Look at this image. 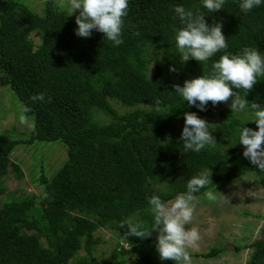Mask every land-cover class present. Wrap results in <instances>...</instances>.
<instances>
[{
	"label": "trees",
	"instance_id": "obj_1",
	"mask_svg": "<svg viewBox=\"0 0 264 264\" xmlns=\"http://www.w3.org/2000/svg\"><path fill=\"white\" fill-rule=\"evenodd\" d=\"M241 2L226 0L223 10L208 13L203 0H128L123 43L114 46L96 30L88 38L77 36L78 14L61 9L59 0H45L42 13L24 0H0V86L15 93L35 127L20 138L0 133V196L7 191L8 174L22 177L9 159L17 145L57 143L66 149V160L50 178L40 164V194H16L1 204L0 264H174L159 259L156 232L143 240L126 239L127 225L121 227L132 220L151 229L152 195L173 200L208 168L212 184L194 196L208 197L222 183L247 174L264 191V171L243 156L239 144L243 126L256 130L254 116L248 115L253 111L233 112L231 100L209 102L200 111L173 88L210 75L225 53L254 48L264 55V0L247 13ZM176 6L202 12L209 25L220 22L228 48L207 63H183L175 43L183 27ZM258 79L245 98L264 108V78ZM39 94L44 100L33 101ZM186 112L211 123L215 147L184 151ZM98 228L119 234L111 253L99 259L93 255L102 242L95 236ZM233 247L252 248L244 264H264V237ZM226 250L215 245L201 256L209 259Z\"/></svg>",
	"mask_w": 264,
	"mask_h": 264
},
{
	"label": "clouds",
	"instance_id": "obj_2",
	"mask_svg": "<svg viewBox=\"0 0 264 264\" xmlns=\"http://www.w3.org/2000/svg\"><path fill=\"white\" fill-rule=\"evenodd\" d=\"M226 0H203V7L208 13L223 10ZM262 0H242L239 7L244 13L260 6ZM61 9L67 8L70 15L78 12L75 17L77 28L75 34L88 38L96 30L111 41L114 46L123 43L122 28L124 17L128 14V0H59ZM183 27L175 35V43L183 63L194 59L198 63H207L216 53L228 48L227 39L222 32V24L216 22L209 25L205 14L196 10H186L183 6L174 9ZM170 71H176L170 67ZM264 78V55L257 49L244 48L242 54L225 53L212 64L210 75L185 80L183 86L174 84L173 88L188 105L206 111L209 102L213 106L231 100L233 112L251 109L254 113L252 121L256 130L243 126L239 130V144L244 148L243 156L257 169L264 171V108L258 103H249L245 98L254 85ZM243 91L244 96L240 95ZM33 101H43L44 95L32 97ZM50 102V98H49ZM25 111H31L25 108ZM211 123L197 116L194 112L184 113V126L180 140L185 152H200L206 146L215 147L217 141L210 131ZM32 131H35L34 125ZM210 169H206L187 182V191L178 194L173 201L165 202L159 196L152 195L148 199L154 213L151 229H145L143 221L126 220L125 238H147L152 232L157 233L156 251L161 261H172L174 264H193L191 252L199 251L202 239L192 224L194 216V194L212 184ZM209 199H214L211 193ZM122 242H120L121 245ZM123 246L128 248V244Z\"/></svg>",
	"mask_w": 264,
	"mask_h": 264
},
{
	"label": "rangeland",
	"instance_id": "obj_3",
	"mask_svg": "<svg viewBox=\"0 0 264 264\" xmlns=\"http://www.w3.org/2000/svg\"><path fill=\"white\" fill-rule=\"evenodd\" d=\"M45 0H24L31 9L43 12ZM67 10V8H64ZM68 11V10H67ZM75 14H78L75 13ZM36 40V39H35ZM173 55L177 54L174 50ZM115 107L122 111L119 105ZM21 102L9 87L0 86V133L14 138L23 137L32 128L33 117L21 112ZM250 117L253 113L248 114ZM105 122L107 117L101 116ZM11 162L17 164L22 177L14 178V173L7 175L5 180L6 193L0 196V206L13 195L35 192L40 194L42 187L38 183L40 164L43 172L50 178L66 160V149L62 144H19L9 155ZM214 194V199L195 196L194 216L192 224L201 234L199 251H193V264H244L252 248L236 251L233 245H247L264 237V191L252 175H244L239 179L222 183L207 194ZM174 200V199H173ZM170 200V201H173ZM169 202V201H168ZM118 232L98 228L95 236L102 242L98 243L93 255L99 259L108 256L119 242ZM226 246L227 250L218 256L205 259L201 255L212 246ZM85 255L80 252L79 256ZM71 264V263H70Z\"/></svg>",
	"mask_w": 264,
	"mask_h": 264
}]
</instances>
